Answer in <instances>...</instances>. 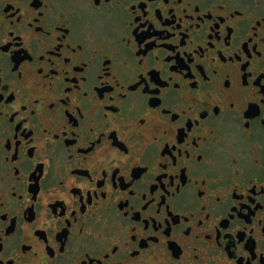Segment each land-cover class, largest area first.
<instances>
[{
    "label": "flooded vegetation",
    "instance_id": "1",
    "mask_svg": "<svg viewBox=\"0 0 264 264\" xmlns=\"http://www.w3.org/2000/svg\"><path fill=\"white\" fill-rule=\"evenodd\" d=\"M0 264H264V0H0Z\"/></svg>",
    "mask_w": 264,
    "mask_h": 264
}]
</instances>
